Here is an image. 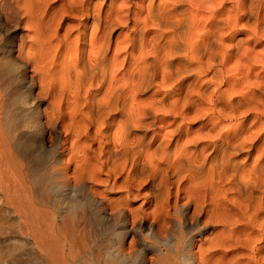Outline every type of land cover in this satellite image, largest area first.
Listing matches in <instances>:
<instances>
[{
	"label": "bare ground",
	"instance_id": "bare-ground-1",
	"mask_svg": "<svg viewBox=\"0 0 264 264\" xmlns=\"http://www.w3.org/2000/svg\"><path fill=\"white\" fill-rule=\"evenodd\" d=\"M0 264H264V0H0Z\"/></svg>",
	"mask_w": 264,
	"mask_h": 264
},
{
	"label": "rangeland",
	"instance_id": "rangeland-1",
	"mask_svg": "<svg viewBox=\"0 0 264 264\" xmlns=\"http://www.w3.org/2000/svg\"><path fill=\"white\" fill-rule=\"evenodd\" d=\"M22 28H23V26H22ZM19 30L20 31L18 32V34L21 35L22 32H23V30H21V28ZM118 34H119V32H117L116 34H114V40L119 36ZM16 45H17V42L14 41V46H16ZM31 71H32V66H31V68L29 66V68L27 69V73H28L27 74L28 75L27 77H28V79L32 75ZM36 80H38V79L36 78ZM28 85H29V83L26 82V86H27L26 89L29 88ZM30 89H31L32 93L34 95H36L38 93V91H39L38 81H36V87H33V89L30 88ZM25 96H23V97L21 96V97L24 99ZM148 97H149V95H146V96H143L142 99H144V98L147 99ZM22 98H21L20 103L18 102L17 105H15V106L13 105L14 107L11 106V109H13V111L15 109L14 112H17V113L19 112L18 118H17L19 121H21V127H20V130H19V133H24V134L27 133V136H26V138H27V137H30L33 134L32 132H34L35 125L38 124V122H40V121L42 122V120H43V122H45V116L43 115V112L42 111H43V109L47 108L48 102H40V103L39 102L38 103L36 102L35 103L36 105H33L32 102H30V101H32V99L30 100V98H27V96H26L25 99H24L25 101H24ZM22 101H23V104H22ZM24 103H25V105H24ZM29 103H31L32 105L29 104ZM18 105H20V106H18ZM23 105H24V107H23ZM16 106H17V108H16ZM40 109H41V111H40ZM40 114H41V116H40ZM37 115H39V116H37ZM1 117L4 118V116H1ZM200 125L201 124H197L196 126H193V129L194 130H198L199 127H200ZM52 132H53L52 135H54V137H56V139H58V137L59 138L61 137L60 139H58V141H60V142L64 141L65 133L63 132V130L61 128L58 127L56 131L53 130ZM48 136H50L49 133L46 135V138H48ZM60 151H64V148L60 149ZM44 174H45V171H41L39 173V176L38 177H41ZM42 182H44V183H42ZM42 182L40 183V186L41 187L39 186V188H40L39 190L41 191V192L39 191L40 197L43 195L42 198H48V199H50V201H51L50 204H49L50 206L47 205V207H49V209H51L53 211V207H52L51 204L54 203V201L59 200L60 198L62 199L63 198L62 196L63 195L66 196L68 194V192H67V190H65L63 193H61L60 190L58 189L57 185L56 184H52L53 182H51V183L49 182L50 184L48 183L47 180H44ZM43 186L46 187V188H44ZM110 196H111L110 198L114 197L113 199H115L116 197H118L116 195H110ZM141 204H142V201H139L134 207L138 208ZM131 238H132V236H130L128 239H131Z\"/></svg>",
	"mask_w": 264,
	"mask_h": 264
}]
</instances>
